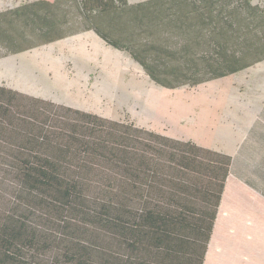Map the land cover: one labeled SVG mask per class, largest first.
Here are the masks:
<instances>
[{"label": "trees", "instance_id": "16d2710c", "mask_svg": "<svg viewBox=\"0 0 264 264\" xmlns=\"http://www.w3.org/2000/svg\"><path fill=\"white\" fill-rule=\"evenodd\" d=\"M81 30L164 89L264 62V8L251 0H33L0 12L8 53ZM19 95L0 86V175L13 184L0 264L204 263L230 157L85 113L21 121Z\"/></svg>", "mask_w": 264, "mask_h": 264}, {"label": "rangeland", "instance_id": "374dc122", "mask_svg": "<svg viewBox=\"0 0 264 264\" xmlns=\"http://www.w3.org/2000/svg\"><path fill=\"white\" fill-rule=\"evenodd\" d=\"M18 1L0 0V6ZM127 1L137 4L146 0ZM251 2L264 8V0ZM0 86L20 94L15 97L20 105L10 109L21 121L35 116L39 125L50 116L57 121L55 125L65 121L71 125L79 121L75 113H85L116 123L132 122L135 127L184 141L189 138L183 136L182 129L191 127L193 107L197 118L200 100L211 98L218 104L212 109L221 120L223 102L246 96V87L264 88V62L199 87L164 89L152 83L127 53L106 44L93 31L81 30L24 52L8 53L0 44ZM204 126L201 122L193 129L206 135ZM11 187L12 180L0 175V210L11 199Z\"/></svg>", "mask_w": 264, "mask_h": 264}, {"label": "crops", "instance_id": "0c3cea01", "mask_svg": "<svg viewBox=\"0 0 264 264\" xmlns=\"http://www.w3.org/2000/svg\"><path fill=\"white\" fill-rule=\"evenodd\" d=\"M31 1L0 6V12ZM244 94L223 102L221 120L213 110L218 104L211 98L200 100L197 118L193 107L191 127L182 129L196 145L231 159L203 264H264V88L246 87ZM201 122L207 125L206 135L193 129Z\"/></svg>", "mask_w": 264, "mask_h": 264}]
</instances>
